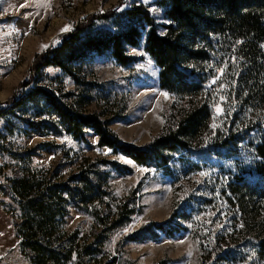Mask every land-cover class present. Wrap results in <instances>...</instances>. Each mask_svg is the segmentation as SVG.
Returning <instances> with one entry per match:
<instances>
[{
    "label": "rangeland",
    "instance_id": "374dc122",
    "mask_svg": "<svg viewBox=\"0 0 264 264\" xmlns=\"http://www.w3.org/2000/svg\"><path fill=\"white\" fill-rule=\"evenodd\" d=\"M157 1L0 0V104L29 78L36 57L56 47L80 21L119 3L118 12L144 7L164 36L170 21ZM66 26L70 30L62 31ZM96 28L114 29L107 22ZM145 39L144 32L137 48L126 46V54L134 59L131 65L119 66L110 53L91 54L74 64L71 74L48 68L34 76L31 85L58 92L83 115L99 116L122 142L137 148L164 135L192 103L209 109L207 127L189 150L173 155L161 170L98 148V138L89 129L84 141L74 140L57 119L37 117L34 104L0 114V264H40L21 248V221L9 196L12 181L47 176L74 189L76 175L92 165L100 176L107 175L105 183L95 178L105 194L89 206L80 204L79 197L68 199L60 227L50 236L51 246L75 252L76 259L67 264H264V253L259 252L264 199L257 204L243 194L248 192L245 185L254 179L261 182L264 176V158L257 150L264 144V79L257 90L260 96L252 99L233 79L237 58L214 53L211 63L200 64L206 73L203 94L189 102L160 88L159 69L145 53ZM39 121L46 124L41 131L28 124ZM47 124L57 126V132ZM103 160L116 161L130 173L119 175L100 164ZM127 201L137 207L135 215L101 245V225L115 222L117 206ZM183 211L185 230L174 237L158 233L157 239L128 240L150 224L173 217V223L179 222L174 215ZM87 247L92 256L84 255L81 248Z\"/></svg>",
    "mask_w": 264,
    "mask_h": 264
},
{
    "label": "trees",
    "instance_id": "16d2710c",
    "mask_svg": "<svg viewBox=\"0 0 264 264\" xmlns=\"http://www.w3.org/2000/svg\"><path fill=\"white\" fill-rule=\"evenodd\" d=\"M157 5L170 21L164 36L158 34L154 18L141 6L123 12L116 11L118 7H115L80 21L73 32L62 37L56 47L36 57L29 78L18 86L9 100L0 104V114L34 104L38 111L37 117L57 119L61 129L76 141H84L85 130L89 129L98 138V148L120 154L140 167L166 169L170 158L189 150L192 140L207 127L209 109L206 105L192 103L182 118L168 128L164 135L149 145L137 148L122 142L99 116L83 115L62 101L58 92L31 85L33 77L48 68L71 74L70 68L91 54L110 53L119 66L131 65L134 59L126 54V46L137 48L145 32L144 50L159 69V85L163 90L191 102L204 91L206 73L200 64L211 63L214 53H230L239 61L233 78L237 79V86L242 87L252 99L260 96L257 90L264 79V0H158ZM99 22L112 24L113 31L97 29L96 24ZM29 86L32 87L26 91ZM28 124L37 131L46 125L44 121ZM47 128L54 132L58 130L57 126L48 124ZM232 138V135L228 136V144L232 143ZM257 150L264 158V144L258 146ZM99 162L119 175L130 173L128 167L116 161ZM106 176H100L97 167L92 165L90 171L76 175L74 189L66 184L52 182L47 176L36 175L12 181L9 196L21 221L19 239L22 250H27L32 254L31 258L40 261V264H67L73 257L76 259L71 249L51 246L50 236L54 237L60 227L64 203L68 199L79 197L78 202L84 206L101 200L105 193L100 183L106 182ZM96 177L99 184L95 181ZM245 187L249 192H243L245 197L255 200L253 203L262 202L264 176H261V182L254 179ZM235 197L242 198L238 195ZM132 204L129 201L119 204L115 222L110 225L101 223V245L108 240V234L121 228L124 222L129 223L137 210ZM174 216H179L180 221L173 223V217L164 223L150 224L129 236L128 240L141 242L157 239L158 233L167 238L174 237L185 230L183 222L187 218L186 211L179 215L175 213ZM259 248V252L264 253V241L259 243ZM81 249L85 256L93 255L90 247ZM105 264H116V261Z\"/></svg>",
    "mask_w": 264,
    "mask_h": 264
},
{
    "label": "snow or ice",
    "instance_id": "6c2138e0",
    "mask_svg": "<svg viewBox=\"0 0 264 264\" xmlns=\"http://www.w3.org/2000/svg\"><path fill=\"white\" fill-rule=\"evenodd\" d=\"M70 27L66 26L64 29H62V31H69Z\"/></svg>",
    "mask_w": 264,
    "mask_h": 264
}]
</instances>
